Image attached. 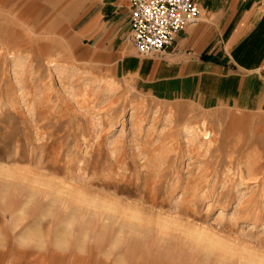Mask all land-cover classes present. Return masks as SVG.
<instances>
[{"label":"rangeland","instance_id":"rangeland-1","mask_svg":"<svg viewBox=\"0 0 264 264\" xmlns=\"http://www.w3.org/2000/svg\"><path fill=\"white\" fill-rule=\"evenodd\" d=\"M0 12V264H264V110L144 93L103 0Z\"/></svg>","mask_w":264,"mask_h":264},{"label":"crops","instance_id":"crops-1","mask_svg":"<svg viewBox=\"0 0 264 264\" xmlns=\"http://www.w3.org/2000/svg\"><path fill=\"white\" fill-rule=\"evenodd\" d=\"M196 3L198 23L180 32L165 53L141 57L133 47L129 0H103L108 21L101 47L127 79L160 101L264 110V0Z\"/></svg>","mask_w":264,"mask_h":264},{"label":"built area","instance_id":"built-area-1","mask_svg":"<svg viewBox=\"0 0 264 264\" xmlns=\"http://www.w3.org/2000/svg\"><path fill=\"white\" fill-rule=\"evenodd\" d=\"M133 45L143 57L165 53L177 35L199 22L196 0H129Z\"/></svg>","mask_w":264,"mask_h":264},{"label":"bare ground","instance_id":"bare-ground-1","mask_svg":"<svg viewBox=\"0 0 264 264\" xmlns=\"http://www.w3.org/2000/svg\"><path fill=\"white\" fill-rule=\"evenodd\" d=\"M1 13V12H0ZM195 119V121H197L198 123H199V126L198 127H196V128H194L195 130L198 128V130H199V134L200 133H202L201 135H203V137H205V139H208V140H212V137H213V135H212V133L209 131V129H208V123L205 121V120H201L202 118H199V119H197V118H194ZM194 119H188L187 121L188 122H191V121H193L194 122ZM208 122H209V120H208ZM196 123V122H195ZM252 123V122H251ZM250 124V123H249ZM190 125V124H189ZM194 126V125H193ZM193 129V128H192ZM221 129V128H220ZM219 129V130H220ZM194 130V131H195ZM218 130V131H219ZM227 130V129H226ZM221 131L222 132H224L225 130H220V133H221ZM227 131H230L229 129L227 130ZM197 132V131H196ZM195 132V133H196ZM236 134V133H235ZM200 135V136H201ZM226 136H227V134H226ZM211 140H210V142H211ZM223 140V139H222ZM206 141V140H205Z\"/></svg>","mask_w":264,"mask_h":264}]
</instances>
